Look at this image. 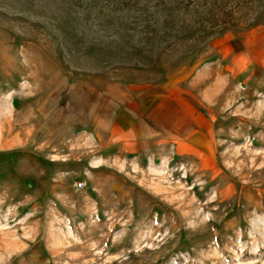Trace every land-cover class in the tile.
Listing matches in <instances>:
<instances>
[{
    "label": "rangeland",
    "instance_id": "1",
    "mask_svg": "<svg viewBox=\"0 0 264 264\" xmlns=\"http://www.w3.org/2000/svg\"><path fill=\"white\" fill-rule=\"evenodd\" d=\"M124 85L186 151L107 145ZM0 264H264V0H0Z\"/></svg>",
    "mask_w": 264,
    "mask_h": 264
},
{
    "label": "crops",
    "instance_id": "2",
    "mask_svg": "<svg viewBox=\"0 0 264 264\" xmlns=\"http://www.w3.org/2000/svg\"><path fill=\"white\" fill-rule=\"evenodd\" d=\"M157 89L148 85L120 87L117 106L104 120L108 121L107 145L130 154L145 153L151 159H169L186 151L185 133L189 131L177 130L176 125L199 121L197 112L192 114L189 103L178 102L172 92Z\"/></svg>",
    "mask_w": 264,
    "mask_h": 264
}]
</instances>
